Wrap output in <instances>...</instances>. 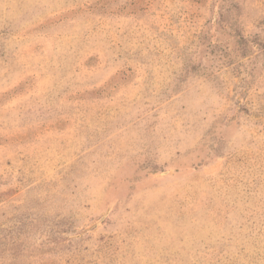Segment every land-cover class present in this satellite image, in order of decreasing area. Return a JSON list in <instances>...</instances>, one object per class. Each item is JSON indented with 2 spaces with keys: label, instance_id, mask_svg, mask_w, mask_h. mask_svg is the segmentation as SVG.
Wrapping results in <instances>:
<instances>
[{
  "label": "rangeland",
  "instance_id": "obj_1",
  "mask_svg": "<svg viewBox=\"0 0 264 264\" xmlns=\"http://www.w3.org/2000/svg\"><path fill=\"white\" fill-rule=\"evenodd\" d=\"M0 264H264V0H0Z\"/></svg>",
  "mask_w": 264,
  "mask_h": 264
}]
</instances>
